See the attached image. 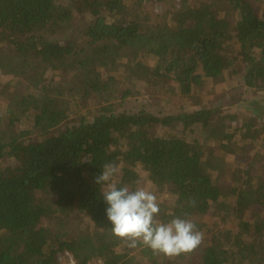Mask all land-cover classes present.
<instances>
[{
	"label": "trees",
	"instance_id": "16d2710c",
	"mask_svg": "<svg viewBox=\"0 0 264 264\" xmlns=\"http://www.w3.org/2000/svg\"><path fill=\"white\" fill-rule=\"evenodd\" d=\"M156 1L164 2L163 13L148 12ZM261 2L0 0V264H57L69 250L75 264H139L136 248L109 242L108 205L94 181L117 155L148 169L165 192L160 220L192 219L204 233L197 257L193 250L189 261L180 254L168 264H264V16L255 7ZM81 14L88 25L75 39L60 40V26ZM126 49L138 51L137 67L147 76L156 71L154 80L168 79L164 87L183 97H195L207 80L240 63L233 74L245 93L232 103L237 111L228 108L230 99L177 114L123 109L135 93L127 87L113 98L97 96L118 86L121 76L110 72L101 84L96 65ZM42 68L49 82L33 96ZM8 92L22 102H6ZM77 95L102 102L91 115L71 120L75 109L69 112L62 98ZM224 126L228 131L220 133ZM201 137L219 153L213 169ZM240 139L245 147L261 146L244 173L227 170ZM224 173L232 176L227 187ZM137 178L133 168H122L117 180L123 186ZM215 209L234 230L207 231ZM145 250L162 263V254Z\"/></svg>",
	"mask_w": 264,
	"mask_h": 264
},
{
	"label": "rangeland",
	"instance_id": "374dc122",
	"mask_svg": "<svg viewBox=\"0 0 264 264\" xmlns=\"http://www.w3.org/2000/svg\"><path fill=\"white\" fill-rule=\"evenodd\" d=\"M180 1V0H178ZM255 7L258 10V12L264 16V3H255ZM148 12L151 13H163L164 12V2L162 1H156V2H150L147 5ZM87 15H78L75 21L71 24H63L60 26L58 37L62 41L67 40H73L77 37L76 33L78 31L83 30L89 23ZM230 46V45H229ZM236 48V45H232V51H234ZM137 50L133 49H126L123 50L121 53V56L119 58H112V59H106L102 61L101 63L96 65V74L95 76L98 78L101 84L107 83L108 80L107 74L108 73H119L118 76L120 79V83L116 87L107 86L103 90H100V94H97V96H111L112 98L116 96V94L119 92L122 88H131L135 93L132 96H129V98L123 102L122 108L123 109H131V110H137L141 107L148 108L149 110H152L154 112H158L160 110L164 111V113H172L177 114L179 111L189 109L192 106H197L200 103L205 102L206 104L210 102H216L218 100H229L228 108H232L233 110L237 111V106L232 105L233 102H236L239 100L240 95L244 91L243 85L240 82V77L233 74V71L238 69L241 70V64L236 63L233 64L231 67H229V70L227 73L222 77L218 79L213 80H207L206 84L204 85L203 89L200 92H196L194 95L195 97H183L177 94H174L169 90L168 88H165L168 83V79L163 80V84L157 82L154 80V77H156L157 72L153 71L152 74H154L153 77L147 76L146 72H144V68L137 67V64L139 63V58L137 55ZM145 65V64H144ZM49 72L47 68H42L38 74V80L36 81L37 87L34 85L32 86V95L34 96L35 93L40 89L39 86L42 84H46L49 82ZM12 80V79H11ZM8 79V82L11 81ZM7 80L5 79V82ZM30 83L32 82L31 78L28 80ZM4 80H2V83ZM164 85H166L164 87ZM104 87V86H103ZM245 93V92H243ZM246 94L249 96L251 95L250 92H246ZM246 94H243L244 96ZM74 96V95H73ZM228 98V99H226ZM4 100L6 102L15 101V102H22L21 95L8 92ZM63 105L67 108V110L72 113L71 120H76L79 113H85L91 115V113H94L99 108V105L101 104V100L99 97L94 98L93 102L87 101V103L82 102L81 99H78V95L76 97H63L62 98ZM74 102V104H72ZM92 102V103H90ZM105 104V103H104ZM107 104V102H106ZM228 131L227 127H221L219 129L220 133H226ZM241 138V136H240ZM226 139V138H225ZM227 140V139H226ZM201 141V147L203 149L204 155L207 159V164L210 168H215L217 165V162L219 160V153L215 150L213 145L207 141H204L203 137L200 138ZM246 141V140H245ZM242 139H240L236 144V146H240L239 148V155L231 156V158L228 160V166L227 170H236L240 173H244V169L247 166L248 162L251 161V158L261 151L260 143H255L252 147H249L248 142L246 143V147L243 146ZM250 142V141H249ZM227 149H231V145L227 144ZM243 154V155H242ZM117 164H119L120 168H133L137 174L138 178L136 181H141V184L144 186H147L151 190H153L157 197L159 196L161 207L166 205L167 203H164V193L161 192V188L154 185L153 181L151 180V173L148 169L145 167H140L137 165H134L133 163H130L125 160V158L122 155H117L116 158L112 161ZM230 163V164H229ZM262 169L264 170V164L261 165ZM264 172V171H263ZM97 177V176H96ZM95 177V178H96ZM94 178V181H95ZM227 179V181L225 180ZM232 179V176L227 173L222 174L220 181L222 184H224L226 187L229 185L230 181ZM262 180H264V177H262ZM136 181L129 184L130 187L136 186ZM101 185V184H100ZM102 186V185H101ZM37 198L43 196V192H38ZM207 218L211 220L210 223H208L207 231L208 230H218V229H229L234 230L233 225L228 221V219L221 218V215L215 210H211L210 213L207 215ZM198 228L199 223L197 221H194ZM221 227V228H218ZM201 230V229H200ZM108 240L111 244L117 245V244H124L121 240H119L117 237H115L112 233L108 234ZM204 242V240H203ZM202 242V243H203ZM201 243V245H202ZM201 245L194 250V257H197L198 251H200ZM145 246L142 247H136L134 251H132V254L135 256L136 261L139 264H155L154 261L151 259L149 253L145 250L143 251ZM132 249V248H131ZM155 254V253H154ZM157 254V253H156ZM183 254V255H182ZM181 261L184 260L187 256L188 258L185 260H188L191 256V253H182ZM163 255V254H162ZM178 256L169 257L166 255H163L162 263L160 264H168V262H171L172 258L176 259ZM256 258V257H255ZM259 259V258H257ZM77 260L76 254L72 251H67L63 254H60L57 259V264H75ZM189 261V260H188ZM260 262H257L256 264H259ZM261 264H263L261 262Z\"/></svg>",
	"mask_w": 264,
	"mask_h": 264
},
{
	"label": "clouds",
	"instance_id": "9594fccd",
	"mask_svg": "<svg viewBox=\"0 0 264 264\" xmlns=\"http://www.w3.org/2000/svg\"><path fill=\"white\" fill-rule=\"evenodd\" d=\"M120 173L119 164L109 162L95 178L102 185L115 237L129 248L142 245L169 257L190 253L201 245L204 233L192 219L175 216L167 222L160 220L161 202L156 193L139 180L135 187L121 186L117 180ZM190 204L194 206L195 200Z\"/></svg>",
	"mask_w": 264,
	"mask_h": 264
}]
</instances>
